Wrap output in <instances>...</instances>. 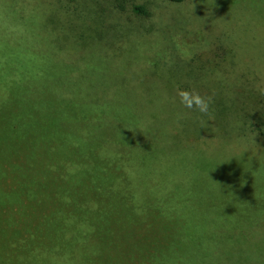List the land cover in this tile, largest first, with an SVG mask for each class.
Wrapping results in <instances>:
<instances>
[{
	"label": "rangeland",
	"instance_id": "1",
	"mask_svg": "<svg viewBox=\"0 0 264 264\" xmlns=\"http://www.w3.org/2000/svg\"><path fill=\"white\" fill-rule=\"evenodd\" d=\"M45 2L50 4L0 0V104L21 90L16 61L23 63L21 69L28 65L29 83L31 69L38 71L34 64L54 61L45 55L46 44L34 45L38 49L20 39L11 11L24 7L34 13L29 29L35 43L44 21L37 12L42 6L35 4ZM75 2L87 26L106 41L101 43L106 52L99 49L90 58L98 67L104 57L111 97L130 100L139 76L154 73L211 98L212 119L203 120L211 132L205 147L169 156L176 172L182 165L189 172V206L175 201L171 217L140 200L146 216L131 220L132 195L139 188L132 183L141 184L142 177L138 182L124 174L127 189L115 187L117 167L105 169V158L94 152L102 146L95 133L82 129L81 122L50 116L56 107L11 103L7 111H20L22 126L6 138L1 126L7 121L0 117V244L12 250L10 242L20 234L26 245L29 238L39 245L49 239V247L61 246L62 252H0V264H264V0ZM137 5L147 15L136 13ZM40 89L49 95L43 84ZM47 115L55 123L51 127ZM77 127L83 132L78 138L70 135ZM48 128L54 136L47 135ZM28 144L35 158L28 157ZM77 159L85 161L79 172ZM152 162L160 163L159 158ZM66 205L88 224L76 237L83 242L67 252L69 243L62 244L59 235L39 239L31 226L53 221L51 213Z\"/></svg>",
	"mask_w": 264,
	"mask_h": 264
},
{
	"label": "trees",
	"instance_id": "2",
	"mask_svg": "<svg viewBox=\"0 0 264 264\" xmlns=\"http://www.w3.org/2000/svg\"><path fill=\"white\" fill-rule=\"evenodd\" d=\"M168 1L179 4L186 0ZM45 3L35 4L42 6L43 9L38 8L37 12L44 19L41 31L38 33L41 36L34 38L35 43L30 41L32 39L30 32H33V29H29L34 28L35 25L32 21V17H35L34 13L28 15L30 11L26 12L24 7L11 8L20 39H24L25 43L29 39L27 42L30 46L46 44L48 51L45 55L50 56L54 61L41 60L42 64H34L38 67V71L35 72L34 67L31 69V83H29L28 65L21 69L23 63L16 61L15 75L17 78L22 77L19 81L22 86L14 99L6 96V101L0 104L2 113L0 117L7 121L1 126L4 137H10L14 129L22 126L20 123L22 113L18 110H11L12 113L7 111V106L11 103L17 106L34 104L32 109L43 108L48 111L56 107L55 112L50 116L59 114L68 119L72 125L81 122L79 124L82 129L90 131L91 134L95 133L101 140L102 146L94 152L99 154L100 158H105L103 161L107 171L112 172V164L117 167L114 172L115 176H118L117 180L115 179V187L122 184L118 188L127 189V185L122 182L124 174L134 177L138 182L142 177L141 184L132 183L133 188L135 186L139 188L134 189L132 195L135 209L132 210L131 220L136 217L141 220L145 217V209L142 207L148 204L154 205L157 210L162 208L166 216L170 215L169 207L173 206L175 201L189 206L192 182L189 172H185L183 165L176 172L171 166L169 156L179 152L183 157L190 155L192 147H205L207 135L211 132L203 122L212 119L210 113L202 115L198 111L185 108L180 103L179 90H195L184 85L169 83L154 73H144L142 77L139 76L137 85L133 86L128 96L130 100L127 101L120 94L111 97L110 89L113 83L108 72H105L107 65L103 63L104 57L99 61L101 65L98 67L94 65L96 59L92 61L90 58L96 56L99 49L106 52L101 46V43L106 42L104 37L87 26L75 0H50V4ZM134 11L147 15L142 6H135ZM34 47L39 49L38 46ZM39 74L40 80L36 76ZM41 84L49 95L43 94L40 89ZM95 85L100 89H96ZM138 88L143 90L137 92ZM8 114L12 115L15 123L10 124ZM50 116L47 115L49 127L55 124L50 121ZM47 130L48 136L55 135L51 133L50 128ZM80 134L82 135L83 132L79 127L72 129L70 133L77 138ZM40 135L39 133L38 136ZM30 146L31 144H28L24 148L28 150V157L31 154L35 158L34 150L28 149ZM157 158L161 165L159 163L154 167L151 161ZM82 163L85 161L76 160V171L79 172ZM108 174L111 176L110 173ZM106 188L111 189L112 186ZM140 200L145 202V205ZM44 216L50 218L49 214ZM97 216L102 220L100 226H104L105 214ZM51 217H53L51 222L44 219L37 225H31L34 226L33 230L38 232L39 239L52 237L54 234L59 235L62 244L64 241L69 243L66 252L80 246L83 240L76 237L88 226L87 220L77 218L74 208L67 205L55 209ZM0 219H4L3 215ZM6 223L8 226L13 224ZM20 236L19 234L16 240L10 242L12 250H9L7 243L0 244L3 249L7 247L5 251L0 252H62L61 246L59 249L56 246L49 247V239L40 240L39 245L34 241L36 239L29 238L26 245L27 242H22ZM91 247L94 248L93 244Z\"/></svg>",
	"mask_w": 264,
	"mask_h": 264
},
{
	"label": "clouds",
	"instance_id": "3",
	"mask_svg": "<svg viewBox=\"0 0 264 264\" xmlns=\"http://www.w3.org/2000/svg\"><path fill=\"white\" fill-rule=\"evenodd\" d=\"M178 96L180 98V103L187 109L195 110L202 115H208L211 98L200 95L196 91L189 90H179Z\"/></svg>",
	"mask_w": 264,
	"mask_h": 264
}]
</instances>
